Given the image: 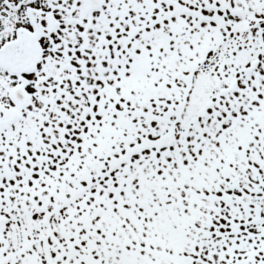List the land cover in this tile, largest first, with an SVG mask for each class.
Masks as SVG:
<instances>
[{
	"label": "snow or ice",
	"instance_id": "obj_1",
	"mask_svg": "<svg viewBox=\"0 0 264 264\" xmlns=\"http://www.w3.org/2000/svg\"><path fill=\"white\" fill-rule=\"evenodd\" d=\"M0 264H264V0H0Z\"/></svg>",
	"mask_w": 264,
	"mask_h": 264
}]
</instances>
